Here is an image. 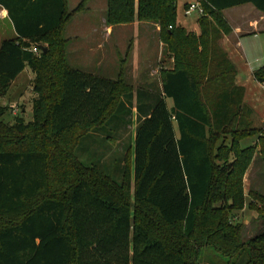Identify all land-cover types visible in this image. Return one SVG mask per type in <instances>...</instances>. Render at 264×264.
Instances as JSON below:
<instances>
[{
  "label": "trees",
  "instance_id": "obj_1",
  "mask_svg": "<svg viewBox=\"0 0 264 264\" xmlns=\"http://www.w3.org/2000/svg\"><path fill=\"white\" fill-rule=\"evenodd\" d=\"M84 1L68 11L66 0H0L15 32L0 41V97L26 66L36 93L30 121L5 123L0 105V264H201L206 247L264 264V228L244 241L232 221L245 205L264 221V192L245 204L243 184L257 148L264 163V129L217 44L231 31L223 10L264 12V0H202L199 34L175 26L176 0H107L106 23L156 22L174 59L153 107L137 113L121 182L75 153L132 93L69 65L63 30ZM253 77L264 84V65Z\"/></svg>",
  "mask_w": 264,
  "mask_h": 264
},
{
  "label": "rangeland",
  "instance_id": "obj_2",
  "mask_svg": "<svg viewBox=\"0 0 264 264\" xmlns=\"http://www.w3.org/2000/svg\"><path fill=\"white\" fill-rule=\"evenodd\" d=\"M67 1L68 11H71L73 7L81 2V0ZM102 1L95 0L91 3L85 0L83 10L85 9V5L88 9L90 4L91 9L81 10L80 12L83 11L82 14H75L76 16L72 20V24L66 26L63 36L65 38L70 36L67 27L76 24L81 26L91 23L101 31ZM186 1L191 0H177L175 2V26L183 27L186 32L199 34L198 19L200 15L194 12L189 16H185L184 3ZM107 2L106 0L105 19L108 10ZM246 6L253 7L252 5ZM240 9L237 6L222 12V17L230 29L229 21L239 18ZM245 14H249L250 16L254 15L250 11H246ZM105 24L107 26L117 27L114 29V33L110 38H104L103 36L101 40L102 48L98 52L92 53L91 61L93 62L81 63L77 60L85 52L82 43L84 40L90 38L82 33L79 36L80 40L77 42L76 47L71 44L67 48V61L74 69L83 68V70H88L86 72L94 71L93 74L111 80L122 79L127 90H130L132 93L128 98L129 101L124 99V105H119L117 111L105 124L94 128L84 138L82 137L80 139L75 153L84 165H97L106 174L112 176L116 181L121 182L124 170V155L133 145L136 128L140 120L137 113L141 116V113L153 107L157 100L156 96L162 93L161 81L163 73L173 68L174 59L162 41L160 26L156 22L152 20L139 21L134 18L132 22L124 24L110 25L106 21ZM1 30L5 33L4 37L10 38L12 36V30L7 22L1 25ZM219 36L220 38L217 44L223 49L222 39L224 34H220ZM94 38L96 40L98 36ZM239 45L244 63V66L239 71V77L246 87L255 86V98L253 101L262 106L263 110L259 112L258 117L252 114L253 124L254 126H261L264 129V85L256 87V82L252 79V72L264 65V31L256 32L255 34H242L239 37ZM96 58L101 60V64L97 67L94 63ZM93 66L95 69H92ZM33 76L34 74L31 69L26 66L7 93L0 97V105L8 108L7 112L1 118L5 123L10 124L15 115L23 117L25 122L32 119V103L36 97V93L32 87ZM165 100L168 107H170L172 100L168 98ZM128 113H130L129 117H127ZM255 141L256 136H253L241 141L240 145L241 147L249 146L254 144ZM243 184L246 197L245 204H248L250 199L247 195L248 191L256 190L264 192V163L258 148L255 150L253 161H251L243 177ZM232 213L233 223L239 222L243 225L242 239L244 241L264 228L262 213L255 209L248 208L245 205L241 210H235ZM246 263L247 254L244 250L241 251L239 256L234 258L223 256L215 252L211 247L204 248L201 253V264Z\"/></svg>",
  "mask_w": 264,
  "mask_h": 264
},
{
  "label": "crops",
  "instance_id": "obj_3",
  "mask_svg": "<svg viewBox=\"0 0 264 264\" xmlns=\"http://www.w3.org/2000/svg\"><path fill=\"white\" fill-rule=\"evenodd\" d=\"M94 1L95 0H88V2H91V3L94 2ZM105 1L106 0H103L102 1L103 3L101 4V8H102V16H101L102 17L101 18L102 29H101V31L95 25H93L91 23H87V24H84V25H81V26L79 24H76L74 26L73 25H69V27H67L69 29V34H70V36L66 37V39L68 40L67 46H66V55L67 56H68L67 48H69V46L71 44H73L76 47L77 42H79V40H80L79 36L82 33L83 35H86V37H90V38H88L89 40L88 39L84 40V42L82 43L83 48H84L83 50L85 52H84V55H82L81 57H78L77 60H78V62H81V63H83V62H88V63L89 62H93V61H91L92 60L91 59L92 53H96L102 48L101 47L102 46L101 45V40H102L103 36H104V38H110L113 35L114 29L117 26H107L105 24V14H104L105 13ZM176 2H177V0H176ZM189 2H192V0L191 1H186L184 3V7L186 6L185 4H187ZM67 3H68V1H67ZM246 5H252L253 6V4L251 2H246L244 4L237 5V6H239L241 8L239 10L240 11L239 12V18L235 19V20L232 19L231 20L232 22L229 21V24L231 26V31H230L229 34L224 35V37L222 39V47L225 50V52L228 54L230 60L235 64V66L237 68V75L235 77V83L237 85L242 86V87L245 88V96H244L245 103L253 109V111H254L253 112V116H257L258 117L259 112H261V110H263V107L253 101L254 98H255V93H254L255 92V86L246 87L245 84L243 83V81L239 77V71L244 66L243 56H242V53L240 51L239 37L242 34H246V33L255 34L256 32L264 31V24H262V23H264V12L258 10L254 6H253L254 7L253 8V7H247ZM237 6H233V7H237ZM75 7H73V9ZM233 7H230V8H227V9L223 10V12H225L226 10L231 9ZM85 9L86 10L91 9V4H90V7L88 9H87V7L85 5ZM85 9L83 11H85ZM246 11H250V12L254 13V15L250 16L249 14H245ZM82 12L75 13V14H82ZM75 14L70 18V20L67 22L66 26H68V24H72V20L76 16ZM6 22L10 26V28L12 30V36L10 37V38H12V37L15 36V32H14L13 26H12L10 20L7 17L6 10L0 7V41L2 39L6 38V37H4L5 33L3 32V30H1V25L5 24ZM66 26H65V28H66ZM118 26H121V25H118ZM65 28H64V30H65ZM64 30H63V32H64ZM96 36H98V38L96 40H94L95 39L94 37H96ZM94 63L96 65V67H97L98 65L101 64V60L96 58L94 60ZM94 66H93L92 69H95ZM80 69L83 70V68H80ZM84 70L86 71L87 69H84ZM90 72L94 73V71H90ZM19 74L12 81L10 87L12 86V84H14L16 82L17 77L19 76ZM252 79L256 82V87L264 85L263 83H259L258 81H256L254 79L253 72H252ZM255 127H261V126L257 125ZM84 137L85 136H83V138Z\"/></svg>",
  "mask_w": 264,
  "mask_h": 264
},
{
  "label": "built area",
  "instance_id": "obj_4",
  "mask_svg": "<svg viewBox=\"0 0 264 264\" xmlns=\"http://www.w3.org/2000/svg\"><path fill=\"white\" fill-rule=\"evenodd\" d=\"M202 0H194L186 4L184 8V15L189 16L192 13L196 12L198 15L203 14V7L201 5Z\"/></svg>",
  "mask_w": 264,
  "mask_h": 264
}]
</instances>
